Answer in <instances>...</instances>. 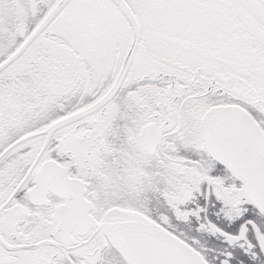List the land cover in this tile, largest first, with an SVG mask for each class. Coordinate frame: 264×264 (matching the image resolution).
Wrapping results in <instances>:
<instances>
[{
    "label": "flooded vegetation",
    "instance_id": "flooded-vegetation-1",
    "mask_svg": "<svg viewBox=\"0 0 264 264\" xmlns=\"http://www.w3.org/2000/svg\"><path fill=\"white\" fill-rule=\"evenodd\" d=\"M57 1H34L15 23V31L26 25L21 42ZM124 1L139 38L107 100L98 103L132 35L111 0H68L28 45L41 37L65 46L68 28L69 73L41 74V64L20 60L24 51L0 70L8 93L0 106V264H127L103 227L132 219L155 222L208 264H264V214L209 156L200 131L209 107L235 104L264 135V10H249L264 0ZM11 13L0 11V48L12 47ZM66 116L46 140L42 130ZM45 163L66 178L45 176ZM67 181L80 187L90 218L77 228L62 220Z\"/></svg>",
    "mask_w": 264,
    "mask_h": 264
},
{
    "label": "water",
    "instance_id": "water-1",
    "mask_svg": "<svg viewBox=\"0 0 264 264\" xmlns=\"http://www.w3.org/2000/svg\"><path fill=\"white\" fill-rule=\"evenodd\" d=\"M67 1L58 0L50 8L19 46L0 62V70L20 56ZM111 1L128 21L132 35L116 79L109 92L98 103L110 98L116 90L139 38L137 21L125 1ZM25 32V23L18 22L16 25L17 35L23 37ZM250 93L251 89L247 90V94L250 95ZM89 109L90 107L80 113H85ZM71 118L72 116H66L46 126L42 130L45 133V139H48L55 128ZM200 131L203 145L209 156L239 181L241 189L251 203L264 214V135L259 124L238 105H216L209 107L202 114ZM36 133L24 135L14 142H20ZM41 171L51 179L64 180L66 178V170L55 163H45ZM67 187V193L71 197L67 199L62 209L64 215L62 220L66 222L68 228H77L80 227L81 222L90 218L84 211L86 202L82 197L80 187L71 181H67ZM58 188L60 189L57 184L52 183L50 189L57 191ZM103 228L110 243L127 264H208L191 246L151 220L132 219Z\"/></svg>",
    "mask_w": 264,
    "mask_h": 264
},
{
    "label": "rangeland",
    "instance_id": "rangeland-1",
    "mask_svg": "<svg viewBox=\"0 0 264 264\" xmlns=\"http://www.w3.org/2000/svg\"><path fill=\"white\" fill-rule=\"evenodd\" d=\"M13 5L10 7L8 6L5 9V3L4 1L0 0V11L7 10V12L10 10L12 11L11 13V23L13 25V28L11 27L10 30L12 34V42L14 41V35L16 34V31L14 29L15 23L19 20H22L21 18L25 19L27 18V10H33L34 7V1L36 0H31L30 2L27 1V7L26 3L22 0H11ZM25 7V8H24ZM145 10V8H144ZM249 10H252L253 12L256 10H264L262 8V5L257 4L254 1H250L249 3ZM264 12V11H263ZM53 27V25H52ZM65 37L66 40L68 41L66 45L64 46L63 44L61 45L60 43L57 44L56 39H52V41L48 40H43L41 37L38 39L34 40L32 44L27 47L24 50V53L20 56V60H26V62L33 60L34 68L36 67V64L42 65L44 68V71H41V74L44 75H49L52 76L53 74H65L69 73L70 68L76 63V59L73 55H71V52L69 50V45L73 44V40L75 39L72 34H70V31L67 28V31L62 33ZM3 35H0V44L2 43V37ZM48 42V43H47ZM47 43V44H46ZM2 46L0 49V56H2L5 52L7 47ZM20 63V61H19ZM30 63V62H29ZM28 63V64H29ZM20 65V64H19ZM27 66V63L25 65V68ZM45 66V67H44ZM14 68V66L12 67ZM22 68V66H20ZM31 68V67H30ZM9 71L3 72L2 74H6ZM1 92L0 91V106H4L3 103L5 104L6 99L8 98V93ZM5 97V98H4ZM16 99H14L15 101Z\"/></svg>",
    "mask_w": 264,
    "mask_h": 264
},
{
    "label": "trees",
    "instance_id": "trees-1",
    "mask_svg": "<svg viewBox=\"0 0 264 264\" xmlns=\"http://www.w3.org/2000/svg\"><path fill=\"white\" fill-rule=\"evenodd\" d=\"M47 8L43 9V11L41 12V14H39L38 17L35 18L34 24H30L28 26V32L34 27V25L39 21V19L43 16V14L46 12ZM13 28V25H12ZM14 41L12 42V47L9 49H6V52L4 53L3 57L0 58V61L3 60L6 56H8L11 52H13L16 47L20 44L21 39L15 34L14 35ZM3 42V40H2Z\"/></svg>",
    "mask_w": 264,
    "mask_h": 264
},
{
    "label": "bare ground",
    "instance_id": "bare-ground-1",
    "mask_svg": "<svg viewBox=\"0 0 264 264\" xmlns=\"http://www.w3.org/2000/svg\"><path fill=\"white\" fill-rule=\"evenodd\" d=\"M237 1V0H236ZM239 1V0H238ZM239 3V2H238ZM242 3V2H241ZM257 3V2H256ZM236 7V6H235ZM255 53V51H253V54ZM257 79V78H256ZM256 79H255V81H256ZM262 81V80H261ZM260 82V81H259Z\"/></svg>",
    "mask_w": 264,
    "mask_h": 264
}]
</instances>
